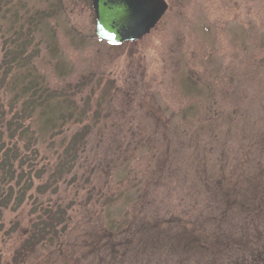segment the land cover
Returning <instances> with one entry per match:
<instances>
[{"label": "rangeland", "instance_id": "1", "mask_svg": "<svg viewBox=\"0 0 264 264\" xmlns=\"http://www.w3.org/2000/svg\"><path fill=\"white\" fill-rule=\"evenodd\" d=\"M165 1L112 45L92 0H0V128L32 183L0 264H264V0ZM46 88L50 126L45 96L23 115Z\"/></svg>", "mask_w": 264, "mask_h": 264}, {"label": "trees", "instance_id": "2", "mask_svg": "<svg viewBox=\"0 0 264 264\" xmlns=\"http://www.w3.org/2000/svg\"><path fill=\"white\" fill-rule=\"evenodd\" d=\"M1 9V7H0ZM1 11V10H0ZM25 54V49L22 46L17 47V50H8L6 53V58L10 59L7 62V66H5V77L7 78V75L10 74L13 69L17 68V65H19V61H17L16 58H19L20 60H24L22 57ZM42 96L38 97L37 93H34L30 96L29 102L27 103V107L23 113L25 115L26 113H31V116L33 113L36 112V107H31L33 104L39 101V99L46 97L45 104H46V111L41 116L42 118H45L46 124L48 126L53 125L55 122L53 116L49 112L51 110V106L55 99L60 98L63 94L52 91L50 89H45L42 92ZM15 117V116H14ZM19 117V115L17 116ZM16 119V118H15ZM15 119H12L8 124V129L10 132L13 133L11 135V139H15V134L18 133L16 131V126L19 128L22 125L18 124L19 122ZM25 134L24 131L21 132V136ZM88 134V130L84 129L83 132H80L75 135V137L72 140V148L73 150L77 151L79 144L82 142V139ZM72 150V151H73ZM69 154L70 150H65V153ZM67 154V155H68ZM19 157V150L16 143L13 144L12 148L7 147L6 142L4 140V132L2 131V128H0V223L3 216V212L9 208H13V210L19 209L25 199V196L27 195L28 190L31 188L30 185H28L29 182H26L25 184H22L23 180H25V177L27 174H25V171L22 169V163H18ZM62 166L60 168V173H62ZM20 170V174H18V171ZM28 176V175H27ZM28 179L29 176L27 177ZM32 185V183H29ZM19 188V190L16 193V189ZM1 226V224H0ZM1 228V227H0ZM52 228V226H51Z\"/></svg>", "mask_w": 264, "mask_h": 264}, {"label": "water", "instance_id": "3", "mask_svg": "<svg viewBox=\"0 0 264 264\" xmlns=\"http://www.w3.org/2000/svg\"><path fill=\"white\" fill-rule=\"evenodd\" d=\"M92 6L97 37L116 45L148 36L169 9L165 0H92Z\"/></svg>", "mask_w": 264, "mask_h": 264}]
</instances>
